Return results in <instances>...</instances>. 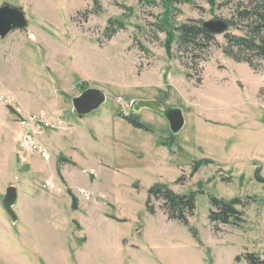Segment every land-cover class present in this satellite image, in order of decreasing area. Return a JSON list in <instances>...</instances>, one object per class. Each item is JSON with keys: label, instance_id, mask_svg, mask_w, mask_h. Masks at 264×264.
<instances>
[{"label": "rangeland", "instance_id": "obj_1", "mask_svg": "<svg viewBox=\"0 0 264 264\" xmlns=\"http://www.w3.org/2000/svg\"><path fill=\"white\" fill-rule=\"evenodd\" d=\"M252 2L0 0L28 20L0 49V264H247L246 253L264 256V184L255 177L257 168L264 177V59L234 49L253 65L235 61L218 34L206 59L192 61L175 43L170 53L168 33L156 27L165 15L169 26L170 16L177 24L224 20L234 22L228 33L244 35L237 10ZM110 19L127 29L108 40ZM82 82L103 89L107 100L77 116L72 98ZM139 100L181 108L182 131L174 135L150 109L137 115L150 130L129 123ZM41 112L66 127L44 131L57 137L50 160L17 143L20 120ZM206 160L212 163L194 173ZM156 184L179 194L204 191L190 226L170 220L162 200L152 199L156 213L148 211ZM10 185L18 189L17 223L2 204ZM210 196L248 202L239 207L245 222L216 231Z\"/></svg>", "mask_w": 264, "mask_h": 264}, {"label": "trees", "instance_id": "obj_2", "mask_svg": "<svg viewBox=\"0 0 264 264\" xmlns=\"http://www.w3.org/2000/svg\"><path fill=\"white\" fill-rule=\"evenodd\" d=\"M190 0H166L167 7L173 3L186 4ZM214 5L216 0H209ZM155 3V2H154ZM98 10L95 8V13ZM237 16L243 22H247V27L244 35H235L226 32L225 38L228 45L224 48V52L229 57L237 62H246L251 67L252 61L247 57H240L234 52L237 49L239 54H250L255 58L264 59V0H253L249 7L244 9L238 8ZM233 25L234 22H228ZM170 26L167 24L166 15L164 20H160L156 27L160 32L168 33V40L166 41V48L171 53L172 44L175 43L180 53L186 52L191 54V60L206 59V54L213 44L216 43V34L203 27V23L196 20H189L184 23H174L170 16ZM127 24L120 19H110L107 27L105 28L104 36L110 40L116 36L120 31L126 30ZM198 52L199 54H195ZM189 54V55H190ZM188 77L194 79L191 73L187 74ZM196 81H202L199 76ZM83 90L88 88L85 82H82ZM127 121L137 128L150 130L144 123H142L138 116L130 114L125 117ZM212 163L211 160L196 162L194 173H196L202 163ZM256 179L264 184V177L261 176L260 168L255 171ZM183 178L179 179L181 181ZM226 180V179H225ZM204 193L203 190L192 191L189 194L176 193L172 188L165 184H156L148 190L147 209L151 214L156 213L155 208L150 205L152 199L162 200L165 212L170 220H175L183 225L190 226L189 216H193L196 211L197 195ZM211 209L209 213V220L214 225L216 231H221V225L239 226L245 222L244 211L239 207H245L248 202H244L241 198L224 199L216 196H210ZM194 237L201 243L198 238L197 231L191 228ZM242 258L239 256L237 260ZM244 259L247 264H264V256L258 253H246Z\"/></svg>", "mask_w": 264, "mask_h": 264}, {"label": "water", "instance_id": "obj_3", "mask_svg": "<svg viewBox=\"0 0 264 264\" xmlns=\"http://www.w3.org/2000/svg\"><path fill=\"white\" fill-rule=\"evenodd\" d=\"M203 27L213 34H225L228 32V23L224 20H210L203 24ZM28 27V20L21 8L9 4L0 6V40L7 37L15 30H22ZM107 100L106 92L99 87H88L78 96L72 98L73 112L77 116H86L99 109ZM132 113L138 115L141 109H150L162 114L168 121L171 132L176 135L185 126L183 110L177 107L167 106L160 100H139L133 102ZM18 200V189L14 185L7 187L2 198V204L9 214L13 223H17L18 215L14 210Z\"/></svg>", "mask_w": 264, "mask_h": 264}, {"label": "built area", "instance_id": "obj_4", "mask_svg": "<svg viewBox=\"0 0 264 264\" xmlns=\"http://www.w3.org/2000/svg\"><path fill=\"white\" fill-rule=\"evenodd\" d=\"M28 38L34 39L35 34L30 33L28 35ZM1 98L3 100H8L4 96H1ZM20 127L23 130V135L17 140L18 145L25 149V153H28V151L31 149L37 150L45 160H50L51 155L48 148L40 139V136H42L46 129L59 128L66 130L64 129L66 127L62 125L61 122H52L44 112L38 114H30L26 117H23L20 120ZM46 186L48 188L54 189L55 183L52 179H48L46 180Z\"/></svg>", "mask_w": 264, "mask_h": 264}, {"label": "crops", "instance_id": "obj_5", "mask_svg": "<svg viewBox=\"0 0 264 264\" xmlns=\"http://www.w3.org/2000/svg\"><path fill=\"white\" fill-rule=\"evenodd\" d=\"M15 31H17V30H15ZM12 33V32H11ZM10 33V34H11ZM10 34L7 36V37H5V38H3L2 40H0V49H4V48H6V47H10V45H13V44H11V38H10ZM9 37V38H8ZM89 87V86H88ZM71 131V130H70ZM44 133L42 134V136H40V139L43 141V143L45 144V146L48 148L49 146H51V145H53V143H54V141L56 140V135L55 134H53V135H50V137L49 138H45L44 136Z\"/></svg>", "mask_w": 264, "mask_h": 264}]
</instances>
